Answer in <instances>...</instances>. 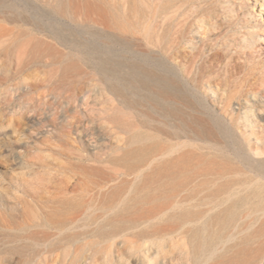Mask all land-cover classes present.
Segmentation results:
<instances>
[{"label": "rangeland", "instance_id": "1", "mask_svg": "<svg viewBox=\"0 0 264 264\" xmlns=\"http://www.w3.org/2000/svg\"><path fill=\"white\" fill-rule=\"evenodd\" d=\"M27 1L62 34L30 33L16 73L20 38H0V264H264V0ZM141 53L187 96L149 98Z\"/></svg>", "mask_w": 264, "mask_h": 264}, {"label": "bare ground", "instance_id": "2", "mask_svg": "<svg viewBox=\"0 0 264 264\" xmlns=\"http://www.w3.org/2000/svg\"><path fill=\"white\" fill-rule=\"evenodd\" d=\"M165 9H166L165 7H162L157 10L155 5L150 7L149 9H146L144 7H139L137 15L139 17V20L143 22L145 19H148V18L152 20L153 18H155L158 12H164ZM0 12L5 14L4 19L0 18V21L6 20L11 25V26H6L5 24H2L0 22V38L4 36L6 37L8 36V38L11 37L13 39L16 37L20 38V41H18L17 43L18 45L17 67L14 68L13 73L18 72L20 70L19 69L20 66L22 67V65H24L25 56L28 54V51H29L28 45L31 42L37 43V44L40 43L38 42V40L35 41L34 39L28 38V35H30V33H42V31H47L54 35L62 34L61 30L54 27V25L48 24L49 26H47L45 25V23H40L38 21L39 18H37V16H35L34 13L30 11L29 3L27 0H0ZM30 20L35 21L32 28H28L26 26V23ZM41 27L43 28L41 29ZM142 28H145L143 24H142ZM86 53H88V51H86ZM139 55L140 56H139L138 61L131 60V61H128V63H126V68H127L126 72L128 73L129 77H131L134 80L139 81L144 86L154 85L157 87L158 89L157 94L150 92L148 94L149 98H151L152 100L156 101L159 104H166V103L168 104V101L165 100V97L167 95L173 94L181 98L187 96V92L185 88L183 87L180 80L177 78L175 74L159 73L156 70V65L159 66L158 62L153 61L146 53H141ZM94 59H95L94 60L95 66L98 69V71L102 74L103 78L105 80L112 81L111 89L114 90L115 92L120 93L123 87L121 80H123L124 78L123 63L112 59L108 55L103 57L100 54H98V56H96V58ZM75 124H76L75 121H71L70 123L66 124V126L72 129L73 128L76 129ZM84 134L85 136L87 135L86 132ZM142 138H143L142 134L136 131L132 134L131 141L135 142ZM125 154L127 157H131L134 159V161H137L139 163L147 161L149 158V156L147 155V150L145 146L137 147V149L127 151V153ZM261 167H264V165ZM261 172L264 176V169H262ZM161 176L167 179L170 176V173L168 172H165L164 174L161 173ZM241 203H243V200L239 199L237 201V204L241 205ZM165 208H168V207L165 206L164 209ZM235 216H236V213L233 209L226 210L224 219L219 222L220 225L227 226L231 224L235 220ZM146 220L147 218H144L141 222H144ZM211 221H212V218H210L207 221L205 220L203 225L207 226L208 224H210ZM131 222L132 221H130V223ZM134 222L140 223V221H137V220H135ZM195 235L196 236L199 235L198 230L196 231ZM210 242H211V239H210ZM207 243H208V240L207 242H205V244ZM199 246H198V250H199Z\"/></svg>", "mask_w": 264, "mask_h": 264}]
</instances>
